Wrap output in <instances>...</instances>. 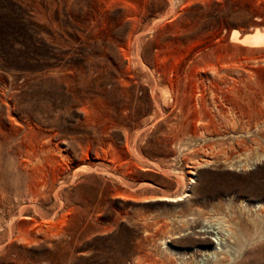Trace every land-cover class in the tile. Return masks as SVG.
I'll list each match as a JSON object with an SVG mask.
<instances>
[{"label": "rangeland", "instance_id": "1", "mask_svg": "<svg viewBox=\"0 0 264 264\" xmlns=\"http://www.w3.org/2000/svg\"><path fill=\"white\" fill-rule=\"evenodd\" d=\"M256 203L264 0H0V264H264Z\"/></svg>", "mask_w": 264, "mask_h": 264}, {"label": "bare ground", "instance_id": "2", "mask_svg": "<svg viewBox=\"0 0 264 264\" xmlns=\"http://www.w3.org/2000/svg\"><path fill=\"white\" fill-rule=\"evenodd\" d=\"M261 37L262 36H260L257 33V31L254 33V35L243 36L241 38L238 37L237 31H232V33H231V38L233 40L238 41L237 43L241 42L242 44H246V45H254V46L257 45L258 46L259 44H261L263 42ZM179 180L181 181V179H179ZM177 182H178V180H177ZM182 182H183V180H182ZM181 183H179V184H181ZM175 193L178 194V192H175ZM161 197L163 200H167V201L174 200L173 199L174 196H171L169 194H162ZM262 206H263L262 203H256V205L253 207V209H251V207H250L249 210L251 209L253 211V213H250V211H249V214L247 213L246 217H242L241 215H239L236 212L235 213H228L227 216L225 215L227 218L223 216L226 219V220L223 219V221L224 222L226 221V223H228L227 225H229V227H230L229 230L231 229L230 231H232V233H233V239H234L235 243L237 244V247H239V249H243V250L247 249L253 242H257L256 240L260 239V237L264 234V213H262L263 210L261 211ZM214 208L212 207L213 210H214ZM217 208L218 207H216V209ZM226 209H228V208H226ZM230 210H232V208H230ZM181 213L183 214L184 212H181ZM182 214H178V215L181 217ZM218 214H220V213H218ZM176 216L177 215H175V217ZM221 216H222V214H221ZM223 217H221V219ZM179 219H181V218H179ZM204 235H205L204 233H198V236L195 239H193V243L195 245H207V244H209L210 240L207 237H205Z\"/></svg>", "mask_w": 264, "mask_h": 264}]
</instances>
